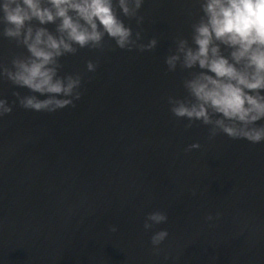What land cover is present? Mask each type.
<instances>
[{
    "label": "water",
    "instance_id": "obj_1",
    "mask_svg": "<svg viewBox=\"0 0 264 264\" xmlns=\"http://www.w3.org/2000/svg\"><path fill=\"white\" fill-rule=\"evenodd\" d=\"M114 9L140 38L121 49L105 35L58 57L59 77L80 78L72 104L25 109L17 93L45 97L0 77L12 106L0 117V264H264V141L212 136L168 102L187 97L184 81L202 71L166 64L180 39L195 46L200 0H144L133 16L114 0ZM31 23L58 35V20ZM2 31L0 65L12 69L29 53ZM153 38L154 48L139 47ZM156 210L168 219L146 231ZM161 229L169 235L156 252Z\"/></svg>",
    "mask_w": 264,
    "mask_h": 264
},
{
    "label": "clouds",
    "instance_id": "obj_2",
    "mask_svg": "<svg viewBox=\"0 0 264 264\" xmlns=\"http://www.w3.org/2000/svg\"><path fill=\"white\" fill-rule=\"evenodd\" d=\"M144 0H118L125 16L136 14ZM203 15L193 24L192 41H178L177 50L166 58L168 70H174L180 61L185 68L199 66L202 71L184 81L188 96L169 97L171 112L189 121L212 125L214 136L223 132L233 138H244L252 143L264 141V0H200ZM54 23L56 32L45 27ZM143 17L138 18V23ZM2 35L14 38L26 46L29 55L13 60V68L0 65V77L6 76L15 85L37 95L19 97L25 109L53 112L79 98L76 89L79 76L59 77L57 58L80 47L100 46L105 35L121 48H132L140 34L133 38L132 29L125 25L114 9V0H0ZM155 38L144 49L154 48ZM221 45L230 49L222 54ZM88 69L96 65L89 61ZM12 111L6 98H0V117ZM198 143L189 149L199 148ZM219 215V214H217ZM168 219L165 212H149L144 229ZM207 220L213 219L212 215ZM111 231L115 232L116 226ZM167 229L153 232L151 244L158 252L159 245L168 237Z\"/></svg>",
    "mask_w": 264,
    "mask_h": 264
}]
</instances>
